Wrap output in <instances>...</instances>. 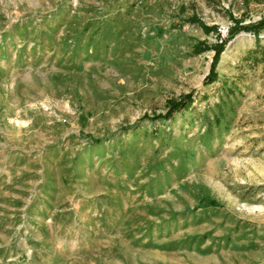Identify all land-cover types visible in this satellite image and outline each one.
Returning a JSON list of instances; mask_svg holds the SVG:
<instances>
[{"label": "rangeland", "instance_id": "rangeland-1", "mask_svg": "<svg viewBox=\"0 0 264 264\" xmlns=\"http://www.w3.org/2000/svg\"><path fill=\"white\" fill-rule=\"evenodd\" d=\"M259 20L264 0H0V264H264V30L229 37ZM225 38L203 84L195 46Z\"/></svg>", "mask_w": 264, "mask_h": 264}, {"label": "trees", "instance_id": "trees-1", "mask_svg": "<svg viewBox=\"0 0 264 264\" xmlns=\"http://www.w3.org/2000/svg\"><path fill=\"white\" fill-rule=\"evenodd\" d=\"M235 25L236 26H235L234 30L232 32H230L229 37H232L237 30L251 31L253 34H255V36L258 37L260 32L262 30H264V20H259L257 22H253V23L248 24V25H240L239 22H236ZM204 28L209 30V28L206 26H204ZM228 39L229 38H225L218 45L215 44L213 46H208L205 43H201V44L198 43L195 46V50L197 52H202V51L208 49L209 47H213V49L215 51L212 62H211L210 70H209L208 74L204 77L203 84H209V83H212L218 79V72L216 70V66L218 63L219 56H220L221 52L223 51L224 45ZM191 103H192L191 94H189V93L185 94L182 96V98L179 101H172L171 102L169 110L166 112V114L164 116H169L171 114V112L176 111L181 107H188V106H190Z\"/></svg>", "mask_w": 264, "mask_h": 264}]
</instances>
